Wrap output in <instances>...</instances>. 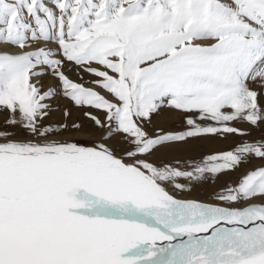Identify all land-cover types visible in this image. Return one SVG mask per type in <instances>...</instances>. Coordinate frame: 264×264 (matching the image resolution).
<instances>
[{"label":"snow or ice","instance_id":"snow-or-ice-1","mask_svg":"<svg viewBox=\"0 0 264 264\" xmlns=\"http://www.w3.org/2000/svg\"><path fill=\"white\" fill-rule=\"evenodd\" d=\"M0 117V264H264V0H0Z\"/></svg>","mask_w":264,"mask_h":264},{"label":"rangeland","instance_id":"rangeland-1","mask_svg":"<svg viewBox=\"0 0 264 264\" xmlns=\"http://www.w3.org/2000/svg\"><path fill=\"white\" fill-rule=\"evenodd\" d=\"M71 79L77 80V77L72 73H68ZM87 79V77H85ZM44 87L47 89L51 85H56L57 81H55L51 77H44ZM53 105L54 111L51 113L50 119L46 121V123H56L62 119V110L65 107L69 106V102L65 99L57 96L54 100L50 102ZM73 119H77L80 117V112L76 109H73ZM0 123H2V117H0ZM238 128H244L243 124H236ZM162 128L165 131H180L182 130V117L179 114H174L169 110L165 109L161 112L160 115L154 116L152 120V124L149 126V130L153 128ZM248 139H253V137H249ZM239 137H229L226 140H221L219 138L214 140H205V141H196L193 144L187 146L184 149L176 150L164 155L162 158L167 161L174 160H198L201 156L205 154H210L214 152L227 151L232 149L237 143H239ZM79 143H88L87 140L79 139ZM160 155L159 153L157 154ZM261 162L256 159H252L245 168H241L239 171L231 174L230 176H222L220 179L215 182H210L206 184L204 187H197L190 194L185 195L181 198L186 199H196L204 202H210V195L219 190L225 183L226 180H231L235 182L244 171L251 170L260 166Z\"/></svg>","mask_w":264,"mask_h":264}]
</instances>
